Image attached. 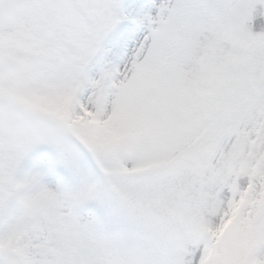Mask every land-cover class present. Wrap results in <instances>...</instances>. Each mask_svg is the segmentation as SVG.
<instances>
[{"label":"snow or ice","instance_id":"snow-or-ice-1","mask_svg":"<svg viewBox=\"0 0 264 264\" xmlns=\"http://www.w3.org/2000/svg\"><path fill=\"white\" fill-rule=\"evenodd\" d=\"M0 264H264V0H0Z\"/></svg>","mask_w":264,"mask_h":264}]
</instances>
